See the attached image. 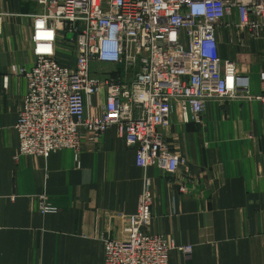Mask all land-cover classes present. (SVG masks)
I'll return each mask as SVG.
<instances>
[{
	"label": "crops",
	"instance_id": "crops-1",
	"mask_svg": "<svg viewBox=\"0 0 264 264\" xmlns=\"http://www.w3.org/2000/svg\"><path fill=\"white\" fill-rule=\"evenodd\" d=\"M2 8L18 16H5L0 33V264H103L105 241L121 240L126 218L137 211L144 176L152 181L153 203L143 231L173 243L168 264H264L259 101H210L200 125L181 124L173 112L164 140L186 163L170 177L154 166L137 167L114 126L96 139L81 129L77 153L16 157L15 125L26 93L19 71L34 62L26 15L35 8L24 0H2ZM217 41L220 58L250 76L249 93L259 95L264 55L254 53L257 41L238 49L236 29H219ZM91 69L103 70L96 63ZM104 105L102 91L90 98L86 116H99Z\"/></svg>",
	"mask_w": 264,
	"mask_h": 264
},
{
	"label": "built area",
	"instance_id": "built-area-1",
	"mask_svg": "<svg viewBox=\"0 0 264 264\" xmlns=\"http://www.w3.org/2000/svg\"><path fill=\"white\" fill-rule=\"evenodd\" d=\"M27 1L35 8L26 15L34 62L19 71L26 93L15 125L16 157L77 153L81 129L96 139L114 126L137 167L154 166L170 177L186 163L164 140L173 112L181 124L200 125L210 101L241 97L264 106V71L260 93L252 96L249 76L220 58L217 41L219 29H236L240 50L244 35L264 39V0ZM5 16L18 15L3 12L0 0V33ZM93 63L122 72L93 73ZM102 91L101 114L88 118L90 98ZM151 188L144 176L137 211L126 218L121 240L105 241L103 264H168L173 243L143 231L152 221Z\"/></svg>",
	"mask_w": 264,
	"mask_h": 264
},
{
	"label": "rangeland",
	"instance_id": "rangeland-1",
	"mask_svg": "<svg viewBox=\"0 0 264 264\" xmlns=\"http://www.w3.org/2000/svg\"><path fill=\"white\" fill-rule=\"evenodd\" d=\"M24 1L27 4H31L27 0H24ZM17 5H19L20 8L22 7V4H21L20 1H17ZM3 12H5L4 9H3ZM241 38L243 39V36ZM256 41H257V45H256V47H254L255 48L254 53L256 55L259 54V57H260V56L264 55V39L256 40ZM249 42H250V39L246 36V41H245L246 45L249 44ZM101 66L103 68V70L101 69L102 70L101 74H103V75H112V74H114V72H117V71H119L121 69L120 67H119L120 69H117L118 67H114V66H105V65H101ZM91 71L94 73L95 69H91ZM119 72L121 73L122 71L120 70ZM130 74L131 73H128L127 76L124 75V77H126L125 79L127 81L130 80V78H131ZM249 79H250V76H249ZM259 84H260V81H259Z\"/></svg>",
	"mask_w": 264,
	"mask_h": 264
},
{
	"label": "water",
	"instance_id": "water-1",
	"mask_svg": "<svg viewBox=\"0 0 264 264\" xmlns=\"http://www.w3.org/2000/svg\"><path fill=\"white\" fill-rule=\"evenodd\" d=\"M71 38V35H67V39H70Z\"/></svg>",
	"mask_w": 264,
	"mask_h": 264
}]
</instances>
